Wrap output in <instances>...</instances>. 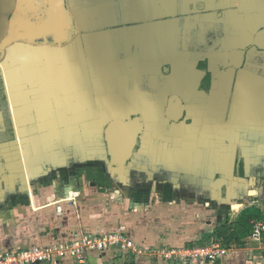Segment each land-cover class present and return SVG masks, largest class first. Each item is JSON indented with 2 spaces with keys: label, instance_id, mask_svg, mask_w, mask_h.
Wrapping results in <instances>:
<instances>
[{
  "label": "crops",
  "instance_id": "obj_1",
  "mask_svg": "<svg viewBox=\"0 0 264 264\" xmlns=\"http://www.w3.org/2000/svg\"><path fill=\"white\" fill-rule=\"evenodd\" d=\"M252 206L264 0H0V248L122 231L134 264H159ZM91 253L58 260L125 263Z\"/></svg>",
  "mask_w": 264,
  "mask_h": 264
},
{
  "label": "rangeland",
  "instance_id": "obj_2",
  "mask_svg": "<svg viewBox=\"0 0 264 264\" xmlns=\"http://www.w3.org/2000/svg\"><path fill=\"white\" fill-rule=\"evenodd\" d=\"M34 15H37V17H40L41 15V8L38 6V8L35 10ZM221 108V107H220ZM166 119L176 122L179 120H184L186 119L185 115H182L178 118V120L174 119L175 117H172V119L167 115L165 116ZM161 118L162 123L163 120L165 119ZM132 119V118H128ZM127 119V120H128ZM223 141V140H222ZM236 143H239L236 141ZM109 162V161H108ZM110 163V162H109ZM109 187V186H108ZM113 190V189H112ZM111 190V191H112ZM111 191H107L108 194L111 193ZM95 195H99L100 193L94 192ZM260 195L259 199L263 200V197ZM112 197V198H111ZM98 200V199H94ZM105 201L107 200H112L113 202L115 201V193L114 195H109L105 197ZM114 208H107V212H110ZM49 211V210H48ZM109 214V213H108ZM241 219H240V224L239 226H236L233 229L229 230L226 232V236H228V242L225 244L228 245L229 249H232V251H244V254L237 256V254L232 255L228 254L226 256V261L227 262H232L233 264H264V232H262L261 237L258 240H252L251 238V233L253 231V224L256 222L259 223H264V208H258L256 206H252V208L249 211L241 212ZM239 215V216H240ZM213 236V235H212ZM212 236L207 237V239H210ZM214 237V236H213ZM79 240V239H78ZM66 239L62 238L61 239V244L58 249H55L51 252L52 248L47 246V245H34L30 243H24L20 244L18 246H2L0 248V254L3 252H9L8 250H11L13 252H17V260L16 264H72L71 262L68 261H63L59 262L58 259L62 257V254L60 252L63 251H68L71 254V248H84L86 251H88L89 246H86V244H79L78 247H72L71 243L65 242ZM80 243V242H79ZM50 250L52 256L49 258V256L45 257L46 251ZM48 250V252H49ZM96 250L91 249L86 253V255L80 257L81 260H78L72 256V261H83L79 263H85L86 258L89 256V254H92L91 252H95ZM117 253V252H116ZM54 254V255H53ZM65 255V254H63ZM130 253L128 255H125V263L124 264H134L135 261L132 260L133 258L130 257ZM228 257V258H227ZM151 260L153 263H158L159 264H169L165 260H162L160 258H157L156 256L151 254L150 256ZM58 260V261H57ZM233 260V261H232ZM120 264V263H119Z\"/></svg>",
  "mask_w": 264,
  "mask_h": 264
},
{
  "label": "built area",
  "instance_id": "obj_3",
  "mask_svg": "<svg viewBox=\"0 0 264 264\" xmlns=\"http://www.w3.org/2000/svg\"><path fill=\"white\" fill-rule=\"evenodd\" d=\"M253 231L251 233L252 240H258L264 232V223L256 222L253 224ZM72 247H78L79 244H86L90 249L101 251L112 248L117 253L125 255L131 254L134 251V244L131 239L122 231H114L108 234L101 235H86L79 240L69 241ZM80 242V243H79ZM49 250V248H48ZM46 251L45 257L52 256L50 250ZM124 250H126L124 252ZM231 249L225 244L223 238L214 237L200 244L185 245L182 247L171 248H157L151 251L154 257L165 260L169 264H233L226 261V255ZM0 254V264H16L17 252L8 250ZM71 255L78 260L80 257L86 255L84 248H71ZM62 255L64 253L60 252Z\"/></svg>",
  "mask_w": 264,
  "mask_h": 264
},
{
  "label": "trees",
  "instance_id": "obj_4",
  "mask_svg": "<svg viewBox=\"0 0 264 264\" xmlns=\"http://www.w3.org/2000/svg\"><path fill=\"white\" fill-rule=\"evenodd\" d=\"M198 67L205 72V74H204V76H203V78L201 80V83H200V88L206 90V89H208L210 87V80H211L210 72L207 70L205 62H199ZM237 169L239 170L240 173H242V162H238ZM251 208L252 207H248V208L244 209L242 211V214L245 211H249ZM240 219H241V215L238 216L237 220L234 223H230V224L225 223L224 225L219 226L214 233L216 234V236L223 238L224 242L225 241L228 242L229 238H228V236H226L225 233L228 232L231 229L234 230V228L236 226H239Z\"/></svg>",
  "mask_w": 264,
  "mask_h": 264
},
{
  "label": "flooded vegetation",
  "instance_id": "obj_5",
  "mask_svg": "<svg viewBox=\"0 0 264 264\" xmlns=\"http://www.w3.org/2000/svg\"><path fill=\"white\" fill-rule=\"evenodd\" d=\"M199 62H205V65L207 64L205 59L199 60V61H198V64H199ZM197 68H199L198 65H197ZM199 69H200V68H199ZM201 70H202V69H201Z\"/></svg>",
  "mask_w": 264,
  "mask_h": 264
}]
</instances>
